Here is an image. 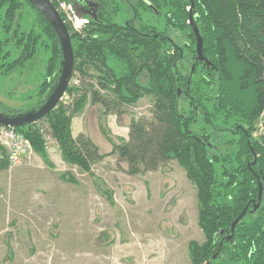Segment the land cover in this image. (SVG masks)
Listing matches in <instances>:
<instances>
[{
    "label": "trees",
    "instance_id": "obj_1",
    "mask_svg": "<svg viewBox=\"0 0 264 264\" xmlns=\"http://www.w3.org/2000/svg\"><path fill=\"white\" fill-rule=\"evenodd\" d=\"M23 3L35 8L25 0H0V27L12 35L7 41L19 50L4 63L11 56L5 53L10 44L0 40V74L11 77L24 70L42 46L50 57L39 104L55 85L62 52L50 22L36 8L40 32L19 33L14 27ZM133 4L137 20L129 27L117 24L120 6L111 3L102 25L92 21L83 33H74L66 24L75 53L72 82L77 81L66 91L70 102L60 101L38 123L16 130L41 154L44 130L58 143L66 163L89 173L109 155L101 153L89 136H73L74 117L90 100L101 104L102 115L107 116L122 104L151 97L152 119H133L128 140L109 139L114 147L110 156L124 161L132 176L157 171L172 160L185 169L197 188L199 226L206 237L203 245L191 244L193 264H264V193L254 211L257 176L264 192V137L257 141L253 136L264 115V0H134ZM146 12L162 17L166 31L144 24ZM190 16L203 39L209 68L196 62ZM77 72L80 77L74 78ZM87 81L90 89L85 87ZM96 86L109 95L102 96ZM0 112L15 116L27 111L0 105ZM42 121L48 123L47 129L36 127ZM246 207V216L228 241L232 224Z\"/></svg>",
    "mask_w": 264,
    "mask_h": 264
},
{
    "label": "rangeland",
    "instance_id": "obj_2",
    "mask_svg": "<svg viewBox=\"0 0 264 264\" xmlns=\"http://www.w3.org/2000/svg\"><path fill=\"white\" fill-rule=\"evenodd\" d=\"M52 1L69 28L83 33L88 20L73 24L61 6L64 0ZM133 17L129 5L120 4V24ZM142 18L144 24L166 31L159 15L146 12ZM15 24L19 33L40 32L37 12L27 3ZM10 37L0 27V40L8 43ZM8 44L5 53L11 56L4 63L19 53L14 42ZM49 57L40 46L24 70L11 77L0 74V105L23 111L36 107ZM79 77L77 72L74 78ZM95 89L109 95L98 86ZM69 97L62 102L69 103ZM102 113V105L90 100L76 117L75 135L85 131L101 153L109 155L91 172L66 163L58 143L42 132L44 154L32 145L21 167L10 170L7 162L0 165V264H193L191 244L203 245L206 237L199 226L197 188L185 169L172 160L157 171L132 176L124 161L110 156L114 147L109 139L128 140L133 119H152L153 99L141 97L107 116ZM47 125L42 121L36 127L47 129ZM256 125L253 136L260 141L264 129L260 120Z\"/></svg>",
    "mask_w": 264,
    "mask_h": 264
},
{
    "label": "water",
    "instance_id": "obj_3",
    "mask_svg": "<svg viewBox=\"0 0 264 264\" xmlns=\"http://www.w3.org/2000/svg\"><path fill=\"white\" fill-rule=\"evenodd\" d=\"M30 3L32 6L36 8L51 24L54 29L62 52V60L61 67L55 82L53 89L47 95V97L39 103L36 107L31 110L15 115H5L0 112V125L12 127V128H22L28 125H33L38 123L42 119H44L47 115H49L62 101L63 97L66 94L67 89L71 85L74 66H75V53L72 44L71 34L68 30V27L63 20L61 14L57 10V8L53 5L50 0H25ZM71 2V1H70ZM73 9L75 11V15L80 20H87L86 15L81 11L80 4L88 5L92 7L94 12L91 14L94 18L97 16V11L99 8V3L92 0H74L71 2ZM80 7V8H79ZM190 23L192 30L194 32L196 38V62L205 63L207 67H211L212 64L207 60L204 56V45L203 39L201 37L200 31L197 25L194 23L192 16H190ZM196 66L194 65L192 71H194ZM181 93L179 92V96ZM258 186H259V194L256 205L254 204V211H257L262 203L263 199V184L260 181V178L257 176ZM248 211V207H246L241 215L235 220V222L231 226V235L227 238L228 241H231L234 237L235 229L238 224L244 219ZM222 243L219 247V251L221 250ZM218 256L215 255L214 259Z\"/></svg>",
    "mask_w": 264,
    "mask_h": 264
},
{
    "label": "built area",
    "instance_id": "obj_4",
    "mask_svg": "<svg viewBox=\"0 0 264 264\" xmlns=\"http://www.w3.org/2000/svg\"><path fill=\"white\" fill-rule=\"evenodd\" d=\"M66 4L68 5L66 6ZM61 6L63 7V10L66 11L67 18L73 24L77 25L79 22L85 23V21L76 17L70 0H64V3L61 4ZM72 83L73 82H71V84ZM74 84H77V81H75ZM64 97H67V94H65ZM259 120L261 121V126L264 129V115H261ZM256 129L257 128H255V130ZM41 132L44 133V130H41ZM260 134V137H264V131ZM31 151V141L27 139L24 134L18 132L16 128L0 125V165L6 160L9 169L15 170L26 162Z\"/></svg>",
    "mask_w": 264,
    "mask_h": 264
},
{
    "label": "flooded vegetation",
    "instance_id": "obj_5",
    "mask_svg": "<svg viewBox=\"0 0 264 264\" xmlns=\"http://www.w3.org/2000/svg\"><path fill=\"white\" fill-rule=\"evenodd\" d=\"M71 2L74 1V0H70ZM92 1H96L99 3V8H98V11H97V16L96 18H94L91 14L94 12L93 8L92 7H89L88 5H85V4H80V7H81V11L84 13V15H86V18L88 20V23L87 24H91L92 21H96V22H99V24H103L104 23V16H103V13H106L107 11H109L111 9V4H118L120 6V4H127L129 5L131 11L133 12V15H134V0H123V3H121V1L119 0H92ZM117 5V6H118ZM79 7V8H80ZM137 20V17L135 16L133 19L131 20H128V21H125L122 26H125V27H129V26H132L133 24H135V21ZM117 24L119 25L120 22H119V15L117 16Z\"/></svg>",
    "mask_w": 264,
    "mask_h": 264
},
{
    "label": "crops",
    "instance_id": "obj_6",
    "mask_svg": "<svg viewBox=\"0 0 264 264\" xmlns=\"http://www.w3.org/2000/svg\"><path fill=\"white\" fill-rule=\"evenodd\" d=\"M86 108V107H85ZM85 110V109H84ZM83 110V111H84ZM82 111V112H83ZM81 112V113H82ZM81 113H79V114H77L75 117H74V119H73V122H72V131H73V136L76 138V137H78L80 134H84V135H86L85 134V131H83V130H81V131H79L78 133H77V135H75V130H76V127H75V125H76V117L78 116V115H80Z\"/></svg>",
    "mask_w": 264,
    "mask_h": 264
},
{
    "label": "bare ground",
    "instance_id": "obj_7",
    "mask_svg": "<svg viewBox=\"0 0 264 264\" xmlns=\"http://www.w3.org/2000/svg\"><path fill=\"white\" fill-rule=\"evenodd\" d=\"M126 7H128V6H126ZM91 25V24H90Z\"/></svg>",
    "mask_w": 264,
    "mask_h": 264
}]
</instances>
